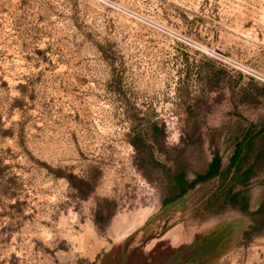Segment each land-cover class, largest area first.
<instances>
[{
  "label": "rangeland",
  "instance_id": "obj_1",
  "mask_svg": "<svg viewBox=\"0 0 264 264\" xmlns=\"http://www.w3.org/2000/svg\"><path fill=\"white\" fill-rule=\"evenodd\" d=\"M112 1L0 0V264H264V130L174 179L264 120V0Z\"/></svg>",
  "mask_w": 264,
  "mask_h": 264
},
{
  "label": "trees",
  "instance_id": "obj_2",
  "mask_svg": "<svg viewBox=\"0 0 264 264\" xmlns=\"http://www.w3.org/2000/svg\"><path fill=\"white\" fill-rule=\"evenodd\" d=\"M264 130V120L257 129L251 128L246 129L244 133L240 136L238 140L233 144L232 150L228 157V162L226 167L222 170L219 163V158L217 155H212L206 169L203 172L196 173L192 179L186 180L181 172H177L174 175L176 185L178 186V195L184 191L186 187L191 186L196 181H201L203 179L215 176L224 175L228 173V176H233L235 181L241 184H245L250 177L251 165L246 167L243 166V162L247 158L249 148L252 144L253 137ZM231 173V174H230ZM227 176V177H228ZM231 204L234 203L236 193L231 195Z\"/></svg>",
  "mask_w": 264,
  "mask_h": 264
},
{
  "label": "flooded vegetation",
  "instance_id": "obj_3",
  "mask_svg": "<svg viewBox=\"0 0 264 264\" xmlns=\"http://www.w3.org/2000/svg\"><path fill=\"white\" fill-rule=\"evenodd\" d=\"M212 248L213 243L211 241H208L203 244H193L191 250L188 251L185 256L182 255L181 252H177L171 256L164 258L160 261L159 264H189L190 262H195L207 255L212 250ZM125 257L126 256H124V258ZM122 263L123 262H120V264ZM124 264H126V262H124Z\"/></svg>",
  "mask_w": 264,
  "mask_h": 264
},
{
  "label": "built area",
  "instance_id": "obj_4",
  "mask_svg": "<svg viewBox=\"0 0 264 264\" xmlns=\"http://www.w3.org/2000/svg\"><path fill=\"white\" fill-rule=\"evenodd\" d=\"M100 5H105V6H113L114 2L112 0H92ZM206 54L209 56L214 57L217 61H219L223 66H227L228 68H235L239 70L242 73H247L252 76H255L258 79L262 80V75L255 69H252L248 66L243 65L242 63H239L230 57L216 51V50H211V51H204Z\"/></svg>",
  "mask_w": 264,
  "mask_h": 264
}]
</instances>
